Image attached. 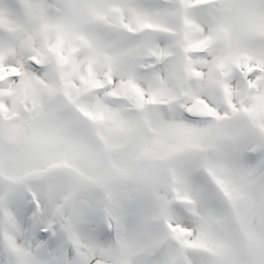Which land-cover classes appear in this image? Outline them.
<instances>
[{
  "label": "snow or ice",
  "instance_id": "snow-or-ice-1",
  "mask_svg": "<svg viewBox=\"0 0 264 264\" xmlns=\"http://www.w3.org/2000/svg\"><path fill=\"white\" fill-rule=\"evenodd\" d=\"M0 264H264V0H0Z\"/></svg>",
  "mask_w": 264,
  "mask_h": 264
}]
</instances>
